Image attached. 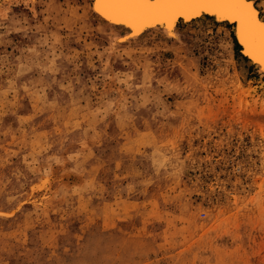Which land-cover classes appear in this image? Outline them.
<instances>
[{"label": "rangeland", "instance_id": "1", "mask_svg": "<svg viewBox=\"0 0 264 264\" xmlns=\"http://www.w3.org/2000/svg\"><path fill=\"white\" fill-rule=\"evenodd\" d=\"M90 2L0 13V264H264V76Z\"/></svg>", "mask_w": 264, "mask_h": 264}, {"label": "snow or ice", "instance_id": "2", "mask_svg": "<svg viewBox=\"0 0 264 264\" xmlns=\"http://www.w3.org/2000/svg\"><path fill=\"white\" fill-rule=\"evenodd\" d=\"M92 7L102 25L126 26L133 35L162 27L165 32L158 37L169 43L183 38L182 29L188 26L184 21L203 20L208 13L214 25L222 21L232 28L227 21H233L234 35L238 34L247 56L264 70V0H93Z\"/></svg>", "mask_w": 264, "mask_h": 264}, {"label": "bare ground", "instance_id": "3", "mask_svg": "<svg viewBox=\"0 0 264 264\" xmlns=\"http://www.w3.org/2000/svg\"><path fill=\"white\" fill-rule=\"evenodd\" d=\"M35 1L36 0H0V13L4 14L5 11L7 10V7L10 4L19 3V4L29 5L31 7L35 3ZM90 6H91V9L93 11V7H92L93 6V0H91ZM257 8L259 9L258 5H257ZM211 17H212V14H206L204 19H209V20L213 21V19ZM197 20H199V18H193V21H197ZM193 21H184L183 23L188 24V23L193 22ZM215 23L221 24V25L224 24V22H222V21H215ZM227 23L229 25H233V27H232L233 39H234L235 45L238 46V48H239V55H240V58L242 60V64H244L245 66H253L261 76H264V70H262V66L258 63V61H254L250 57L247 56V52H246L245 48L240 44L238 34L234 35V33H235L234 22L229 20V21H227ZM108 26H111V23H109ZM122 30H123V32L120 35L114 36L115 41H117V42L128 41L130 39L137 38L138 36L142 35L143 33L149 31V30L145 29V31L143 33H140L138 35H133L131 31L127 30L126 26ZM153 30L157 31L159 33L165 32V29L162 27H157ZM153 30H151V31H153Z\"/></svg>", "mask_w": 264, "mask_h": 264}, {"label": "water", "instance_id": "4", "mask_svg": "<svg viewBox=\"0 0 264 264\" xmlns=\"http://www.w3.org/2000/svg\"><path fill=\"white\" fill-rule=\"evenodd\" d=\"M208 14H211V13H208Z\"/></svg>", "mask_w": 264, "mask_h": 264}]
</instances>
